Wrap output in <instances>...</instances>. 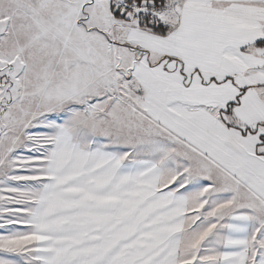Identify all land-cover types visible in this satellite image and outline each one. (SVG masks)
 Returning <instances> with one entry per match:
<instances>
[{"label": "snow or ice", "instance_id": "1", "mask_svg": "<svg viewBox=\"0 0 264 264\" xmlns=\"http://www.w3.org/2000/svg\"><path fill=\"white\" fill-rule=\"evenodd\" d=\"M0 264H264V0H0Z\"/></svg>", "mask_w": 264, "mask_h": 264}]
</instances>
